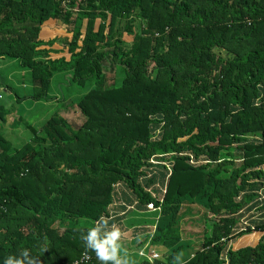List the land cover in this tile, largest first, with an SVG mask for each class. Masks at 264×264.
<instances>
[{
    "label": "trees",
    "instance_id": "1",
    "mask_svg": "<svg viewBox=\"0 0 264 264\" xmlns=\"http://www.w3.org/2000/svg\"><path fill=\"white\" fill-rule=\"evenodd\" d=\"M0 64L30 75L24 95L0 76L13 103H56L35 126L0 106V264L24 249L36 264L94 253L84 235L119 208L158 216L139 232L164 264H222L221 239L264 232V218L244 232L230 216L264 191V0H0ZM60 73L69 90L93 87L60 99ZM67 99L79 127L60 115ZM197 203L200 238L181 213ZM183 227L199 245L179 261ZM227 257L264 264V235Z\"/></svg>",
    "mask_w": 264,
    "mask_h": 264
},
{
    "label": "rangeland",
    "instance_id": "2",
    "mask_svg": "<svg viewBox=\"0 0 264 264\" xmlns=\"http://www.w3.org/2000/svg\"><path fill=\"white\" fill-rule=\"evenodd\" d=\"M217 54H220L219 51L216 52ZM220 55L227 56L224 52H222ZM10 65V64H9ZM9 65H5L4 67L0 64V76L3 77V83L5 84V81L11 85V87L14 89V91H17L20 95H24L26 92L30 90V75L28 72L20 73L18 69H11L12 67ZM107 65V64H106ZM22 70V69H21ZM107 76V85L112 84V73L110 71L104 70ZM116 76L113 77V86L119 87L122 84L123 75L121 74V71L116 68L115 69ZM3 84H0V106L3 109H8L12 112L11 117H17V115H14V113H18L21 116V123L25 120V122L30 123L32 126H35L38 122L36 119L45 120L50 115H52L56 110V103L54 102H41V103H33L29 107V103L27 104L28 100L20 101L18 103H13L12 99L14 98L13 95L10 92H6ZM69 82L66 77V73H60L57 74L52 79L51 83V89L50 92L52 95H56L58 98H62V95L66 98L74 99L75 101H78L85 95L92 87H93V80L87 81L83 87H80L78 90L70 89L69 90ZM26 88V89H25ZM61 103V102H57ZM70 105V100L67 99L64 103V107H67ZM61 117L65 118L72 126L79 127L83 121L81 115L78 111H76L73 107H67L64 108V110H60ZM36 121H33V120ZM7 121V119H6ZM8 130H11L8 124H5L4 127V133L6 136H9ZM165 194V193H164ZM186 203H190L189 201H185ZM185 216L183 217V222H186L187 226L190 223H195L196 226H193L192 231L197 234V237L200 238L198 234H200V226L198 220L200 221L204 214L208 215L207 209L205 210L202 206L197 204H184L183 210L181 211ZM203 215V216H202ZM206 222V223H205ZM203 223L207 224L206 216L203 219ZM199 224V226H198ZM80 225L84 227H90L91 224L89 222H84L83 220L80 221ZM189 228H182V233L188 231ZM190 230V229H189ZM197 232V233H196ZM185 234L183 235V242H181L182 249L181 251L176 253V259L179 261H183L184 259H187L197 248L199 245V242L195 239H198L197 237H190L188 239H185ZM254 235L260 236V232H256ZM189 243V244H187ZM170 253V250H169ZM172 254V252L170 253ZM169 254V255H170ZM136 257V256H135ZM138 260L140 258L136 257ZM136 260V259H135Z\"/></svg>",
    "mask_w": 264,
    "mask_h": 264
},
{
    "label": "crops",
    "instance_id": "3",
    "mask_svg": "<svg viewBox=\"0 0 264 264\" xmlns=\"http://www.w3.org/2000/svg\"><path fill=\"white\" fill-rule=\"evenodd\" d=\"M263 190H255L254 191V197L252 200L247 201V207L245 210H242L240 213V218L243 220H246L249 223L259 221L264 218V194ZM245 195L249 196V189L247 191L243 192L241 194V197H244ZM120 211H122L121 217L118 218L116 221L118 223H114L115 227H118L121 230L122 236H121V243L123 250L121 251V256L127 255V258L130 260L131 264H164L162 260L160 262H152L149 261L148 258L150 255L155 253H162L165 252V247L162 245H154L153 242H151V236L150 238L141 234L139 232V229L143 228L146 223H149V228L151 232L153 233L155 227L153 225L154 218L158 219L157 215L155 214H145V213H125L124 209L119 208ZM123 220V222H122ZM127 220V221H124ZM130 221V223L128 222ZM197 233V232H196ZM260 236H256L254 234L247 235L239 239L234 246L235 249H241L244 247H255L261 236L264 235V232H260ZM184 233L181 234V237L183 238ZM149 238V239H148ZM158 250V251H157ZM140 253H142L144 256L141 257ZM96 256L95 253H89ZM138 256L140 260H138L136 257ZM78 259V258H77ZM136 259V260H135ZM68 264H72V261Z\"/></svg>",
    "mask_w": 264,
    "mask_h": 264
},
{
    "label": "clouds",
    "instance_id": "4",
    "mask_svg": "<svg viewBox=\"0 0 264 264\" xmlns=\"http://www.w3.org/2000/svg\"><path fill=\"white\" fill-rule=\"evenodd\" d=\"M162 190L163 192L166 191L165 188H162ZM240 212L241 211L234 215L231 214L230 216L236 215L239 218L241 224L238 225L242 227V230L245 232L247 230L248 222L239 217L241 214ZM255 233L256 232L253 231L251 234ZM121 236V230L118 227L110 225L109 218L101 216L99 220L95 222V226L88 228L83 239L85 240L87 247L90 250L95 251L94 253L100 261V264H131L126 254L124 256H121V251L123 250ZM244 236L247 235L239 236L238 238L227 237L221 239L222 243L225 244V249L221 252L219 257L222 264H228L227 252L229 250H239H234L235 243ZM153 254L158 255V257L155 260H152V262H160L161 254L153 252L150 257ZM96 256H94L93 254H89L88 252H84L81 257L73 260L72 264L80 261L82 257L87 258L86 263L83 262L84 264H91ZM140 256L143 257L144 255L142 254ZM149 258L148 260L150 261ZM3 264H36V260L29 255V251L27 249H24L20 258L13 255H9L4 259Z\"/></svg>",
    "mask_w": 264,
    "mask_h": 264
},
{
    "label": "built area",
    "instance_id": "5",
    "mask_svg": "<svg viewBox=\"0 0 264 264\" xmlns=\"http://www.w3.org/2000/svg\"><path fill=\"white\" fill-rule=\"evenodd\" d=\"M147 208L150 209V210H153L154 209V207L152 205H148ZM140 255H142V254H140ZM157 257H158V255L153 254L149 259H150V261H152V260H155ZM86 261H87V258L82 257L80 259V261L75 262L74 264H84V263H86Z\"/></svg>",
    "mask_w": 264,
    "mask_h": 264
}]
</instances>
